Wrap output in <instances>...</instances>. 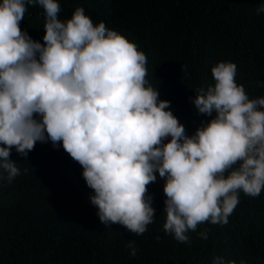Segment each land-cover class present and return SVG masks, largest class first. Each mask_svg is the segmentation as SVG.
Returning a JSON list of instances; mask_svg holds the SVG:
<instances>
[{"label": "clouds", "instance_id": "obj_1", "mask_svg": "<svg viewBox=\"0 0 264 264\" xmlns=\"http://www.w3.org/2000/svg\"><path fill=\"white\" fill-rule=\"evenodd\" d=\"M29 5L44 9L43 43L20 27ZM60 12V0H0V183L21 174L13 147L26 157L38 141L62 145L82 166L99 220L142 235L155 222L147 186L158 173L163 230L182 243L199 224H227L241 192L261 194L264 95L249 97L235 62L215 63L214 83L194 89L197 114L211 119L189 135L147 79L134 40L94 23L83 6L66 20ZM255 12L264 14V3ZM198 235L206 240L208 229ZM127 247L135 257L136 241ZM212 264L249 261L216 256Z\"/></svg>", "mask_w": 264, "mask_h": 264}, {"label": "trees", "instance_id": "obj_2", "mask_svg": "<svg viewBox=\"0 0 264 264\" xmlns=\"http://www.w3.org/2000/svg\"><path fill=\"white\" fill-rule=\"evenodd\" d=\"M58 18L66 20L83 6L94 23L134 40L147 56V79L157 86L187 134L202 121L192 102L195 88L214 83L212 66L237 64L235 79L250 98L264 95V0H60ZM44 9L27 7L20 22L43 43ZM215 115V113H213ZM21 170L11 183H0V264H212L213 258L247 259L264 264V189L257 197L241 192L227 224H199L190 243L163 230L164 179L147 187L154 196L155 222L136 235L125 226L104 225L91 204L82 166L51 141L37 142L28 155L13 150ZM27 169V171H25ZM208 229V238L198 233ZM159 237V239H157ZM129 240L138 252L129 254Z\"/></svg>", "mask_w": 264, "mask_h": 264}]
</instances>
